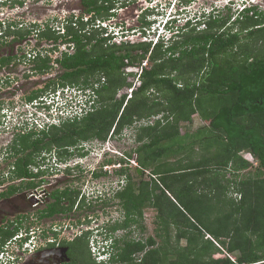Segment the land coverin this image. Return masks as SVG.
<instances>
[{
  "label": "trees",
  "instance_id": "1",
  "mask_svg": "<svg viewBox=\"0 0 264 264\" xmlns=\"http://www.w3.org/2000/svg\"><path fill=\"white\" fill-rule=\"evenodd\" d=\"M99 2L83 0L85 12L65 18L62 35L49 22L43 30L38 24L13 23L0 32L2 45L27 40L31 33L41 40L62 37L63 43L73 44V53L55 60L63 70L60 82L32 92L29 102L51 86L52 91L67 86L92 89L97 98L93 110L80 118L40 134H19L10 146L16 157L13 179L44 175L45 171L33 170L42 154L55 150L61 159L77 153L85 156L80 150L83 143L106 141L112 132L117 137L138 122L158 117L153 124L137 128L139 146L127 153L137 163V177L148 172L150 180L135 181L128 168L119 170L127 175L126 185L114 197L125 219L104 229L108 240L135 225L143 229L144 210L153 208L155 236L117 238L111 241L110 260L97 262L88 232L63 243L68 264H264V11L253 6L233 21L235 14L221 15L218 10L206 21V29L188 23L175 40L152 49L149 43L109 44V38L90 28L96 17L112 15L113 1ZM93 11L88 24L84 16ZM138 50L142 53H135ZM145 59L149 64L143 68L141 85L129 98L127 94L117 98L121 90L133 86L124 69ZM15 60L0 58V69ZM31 62L33 71L53 68L50 56H37ZM195 117L203 124L183 133L182 125L192 124ZM193 153L198 157L193 158ZM243 153L250 154L257 166ZM100 170L96 176L107 174ZM37 186L34 180L24 181L10 186L8 195ZM232 191L239 201L230 197ZM64 196L71 205H51L42 216L71 211L80 192L72 190ZM84 207L86 199L80 209ZM20 229L0 230V237L5 241Z\"/></svg>",
  "mask_w": 264,
  "mask_h": 264
},
{
  "label": "rangeland",
  "instance_id": "2",
  "mask_svg": "<svg viewBox=\"0 0 264 264\" xmlns=\"http://www.w3.org/2000/svg\"><path fill=\"white\" fill-rule=\"evenodd\" d=\"M19 0H0V31H3L8 25L10 24H19V26L22 25H27V27H30L31 25L34 24H45L46 22H49V25H53L52 28H57L61 27L62 24L64 23L65 18H70L71 16L76 18L80 14L84 13L85 10H83L84 5L81 3V0H20L23 2V5H20L18 3ZM120 4L122 3L123 5H126L127 7L125 8L124 11L118 12L116 14V19L121 17L123 20L124 24V29L130 30V34L132 37H130L129 41L125 45H135L138 44L142 41L144 42H149L151 39L154 37H148V33L153 34L155 31L154 29L156 26H154V29L152 31L145 32V34H142L144 31L142 27L145 26V23L148 22H153L154 19H160L161 17L167 18L170 14L178 12L180 13L182 11L183 16L186 14L187 18H190L192 16H197L199 15L200 12L203 13V10L208 9H217L220 10V14L222 15H232L234 13H237V11H240L241 6L243 1L245 0H196L192 3L191 7L187 9L188 5L184 4L182 5L183 7L179 6V1L176 3L175 0H120ZM249 2H255L256 5H258L259 9L261 11H264V0H248ZM176 3V4H175ZM119 4V5H120ZM183 4V3H182ZM147 7H153V9H149V11L145 12L148 13V16H146L144 19H141V17L138 16L140 14L141 9ZM230 7V11L228 10ZM118 8V7H117ZM186 9V13H184V9ZM74 14V15H73ZM235 18V16L232 17V20ZM54 19V20H53ZM187 19L182 18L178 21V24L176 26H182L184 22ZM161 21V20H160ZM152 25V24H151ZM35 26V25H34ZM153 26V25H152ZM151 27V26H150ZM238 27H235V30H237ZM236 32V31H234ZM31 33L29 40L27 42V45L22 46L25 51L28 53H31L32 50H37V48H50L47 45L43 46H37V43L33 36L36 34ZM146 36V39L144 37ZM9 41L11 38L8 39ZM95 43V41H93ZM40 44V43H39ZM63 45V43H61ZM0 47L6 48L5 50L8 51V53L13 54L14 50L7 49L9 47H6V45H2V41L0 40ZM64 46H60V48L63 49ZM72 49V48H71ZM70 49V51H71ZM0 50V51H1ZM42 50V49H39ZM20 53V52H19ZM45 53V52H44ZM135 53L141 54L142 51H136ZM24 56V55H21ZM19 58V56H18ZM26 61L23 60H15L16 66L13 67V71H11L12 77L14 78L12 80V85L10 88L3 86H0V191H2L5 188H9L13 183L12 179V167H13V161L15 160V157L10 151V146L14 143L15 139L17 136L21 133H16L19 130H16V127L13 125V120L14 118L12 116H16L17 119L19 120L20 123H23L24 126L30 128V124L28 121H26V115L28 113L29 108L25 105L26 101L24 100V97L28 95L31 92L36 91L39 87H44L43 85V80L44 78L47 77V75L44 76H33L29 74V68L30 64L25 63ZM143 65L149 64L148 60L145 59L142 63ZM133 69H138V68H133ZM4 71V70H3ZM3 71H0V75ZM141 71V69H140ZM5 73V72H4ZM59 74L58 70H53L50 74H48L49 78L52 76H57ZM127 74L128 77V82H133V86L137 82V77H134L131 74ZM24 75L31 76L32 81L29 82H24L22 79V76ZM36 75V74H35ZM20 79L18 82L16 80ZM26 79V78H25ZM11 81V80H10ZM1 85V84H0ZM53 87V86H52ZM53 88H49L48 92L51 91ZM129 91L128 88H124L119 92V95L117 98H120L121 95L127 94ZM1 92H5L3 94H6L5 99L1 98L3 95H1ZM10 93L15 94V98L12 100V96H10ZM46 94V93H45ZM12 95V94H11ZM127 97L129 98L130 96L127 94ZM3 99V100H2ZM11 99V100H10ZM10 107V108H9ZM14 109V110H9ZM3 112H7L6 115H3ZM13 114V115H12ZM10 117H12L10 119ZM158 118V117H157ZM150 119V120H144L141 122H138L136 125L133 127L126 128L123 131V134L117 137L111 138L109 141L108 147H111L112 150H116L117 154L114 153H108L103 150H100L101 148V142L95 141V143H90L88 144V147L93 145L94 147L96 146V150H93V153H90L89 156L81 158L79 154L77 153L76 155H73L71 157H68L66 159L60 160L58 158V161H63L64 163L58 166H56L53 162L54 160L52 159L51 162L49 163V155L48 154H42L43 157H46L44 163H42L43 170L45 169L46 177H44L45 180H47L48 183H50V176L51 174L54 173H69L68 171H64L66 164V161H74V162H83L84 165L87 163L91 165V167L94 169L96 168L97 171H100L101 165L103 164L106 155H110V158H113L115 161H111L113 163H118L120 160L119 158L120 155H127V153H132L139 145L136 142V130L140 126H146L148 124H153L154 121L157 119ZM12 120V121H11ZM17 121V120H16ZM16 123V122H15ZM203 124L202 120L198 117H195L193 120L192 124H183L182 125V131L185 133V131H196L201 125ZM26 127H22L21 130H26ZM27 131V130H26ZM27 133V132H26ZM40 134V133H37ZM87 147V146H86ZM87 147V148H88ZM93 147V148H94ZM119 155V156H118ZM193 158H197L198 156L193 153ZM244 157H246L248 160L253 161V157H251L250 154L248 153H243L242 154ZM136 156V155H134ZM136 158V157H135ZM72 162H70L72 164ZM132 165V167H131ZM254 166H257L256 161L254 160ZM117 167H110V172L107 173L106 176H101L98 180L96 179H91V176H75L74 173H70L71 175L73 174L72 178L63 180L62 187H68L71 188L72 190H77L81 189L82 187L85 190H89V181L90 185H96L101 183L103 185L102 191L104 187L109 190L107 192L102 193V196L104 198L101 200H92L89 199V197H84L83 200L86 198V207H84L82 210H80V207L83 203V200L81 197H79V200L81 199L82 202L78 200L77 203L74 206V210L76 207H79L77 212L73 215V222L76 224L77 221L80 223H84V221L91 220L88 224L83 225L84 229H88L89 226L95 228H103V234H106L104 231L105 226L107 224L113 225L115 222L118 220L123 221L125 219V214L124 210L122 209V206L120 205V201L114 197L115 192L118 190L123 189V187L126 185V177L127 175H120L119 170L116 171ZM122 168H129V174L134 177V180H145L149 181L150 176L149 173H145L144 176L141 178L137 177V171L135 168V165L132 163H128L127 166L124 165ZM37 170V169H36ZM35 170V171H36ZM41 170V169H40ZM104 171V169H103ZM142 173V172H141ZM140 173V174H141ZM228 178H230V175H228ZM86 183H84L85 180ZM18 184L19 182L16 181ZM19 185V184H18ZM49 187L48 189H51L52 187L50 186H45V188ZM78 191V190H77ZM38 200L42 203V195L41 192L36 196ZM230 197L236 199L235 201H239L240 198L237 193H234L233 191L230 193ZM45 198V197H44ZM47 203V201H46ZM18 204L22 206L24 209V214L28 218H33L32 221L29 223V227L34 226V217L38 216V214L41 211H44L46 208V204L42 205L41 207H34L36 206V200L33 199L32 196L29 194L25 193V195L21 196L19 198V202L14 204L12 202L8 203H1L0 204V224H3L5 222H10V221H16L18 220L19 216L21 214H18V211L21 208H18ZM91 204L90 206H88ZM38 206V205H37ZM90 207L91 209H89ZM21 211V210H20ZM156 210L153 208H146L144 210V219L140 223V225L143 227L141 229L138 225L133 226L130 229L127 230H121L117 231L109 240V244L111 241H115L117 238H123L126 235L129 237H132L133 239H143L146 240L150 236H155V219H156ZM86 220V221H87ZM25 223V221H24ZM43 227L45 229H50L51 228V220H43L42 221ZM27 226V222L24 224V227ZM10 228V227H9ZM42 228V227H41ZM11 229V228H10ZM24 231V229H23ZM131 231L128 235V232ZM75 231L72 232V235L68 234V237L70 240L73 238L75 239L74 235ZM74 236V237H73ZM106 236V235H105ZM210 237V236H208ZM96 238V237H95ZM159 241V239H157ZM183 245L185 244V241L182 243ZM93 243L91 240L90 246L92 248V253L95 251L93 248ZM62 246V245H61ZM57 246L55 249H49V251L45 250V252L42 255V258L39 262L31 261V264H68L70 263V259L67 257V248ZM235 256V255H233ZM93 258L96 259L97 262H101L100 260H97L95 254L93 253ZM236 259V258H234Z\"/></svg>",
  "mask_w": 264,
  "mask_h": 264
},
{
  "label": "clouds",
  "instance_id": "3",
  "mask_svg": "<svg viewBox=\"0 0 264 264\" xmlns=\"http://www.w3.org/2000/svg\"><path fill=\"white\" fill-rule=\"evenodd\" d=\"M253 6L258 7V5H256L255 2H249L248 0L243 1L240 11H237V13H234L235 18L239 15V13H243L248 8H251ZM180 7H183V6L181 5ZM183 9H184V13H186L185 12L186 9L185 8ZM216 11L218 10L215 8L212 10L205 9L203 10V13L200 12L199 15L197 14V16H195L196 15L195 14L194 16L190 18H187L186 14H184L183 16L182 11L180 13L178 12L172 13L166 19L163 18L164 15L160 19L155 18L153 22L146 23L145 26L142 27L144 31L142 34H145V32L152 31L154 29V26H156L153 34L148 33L149 34L148 37H154V38L151 39L149 42L142 41L140 43H149L151 44L152 49L155 47V45L159 44L162 41L165 43H168L171 40H175L176 37L179 34H181L182 29L185 28L188 23L192 25L199 24V30L206 29L205 27L206 21ZM118 12H119V8H116L115 10L112 11V15L109 18L101 19V18L96 17L95 22L91 23L92 25L90 28H95L97 32H100L103 37L109 38V44L124 45V44H127L129 40L123 41L122 43H117V39H119L120 37L123 38L125 36H131V34L129 33L130 32L129 29L128 30L124 29L123 22H118V20L116 19V14H118ZM93 18H94V15L84 16V20L88 24ZM182 18H185L187 20L184 22L182 26H176L178 24V21ZM235 18L233 19V21L235 20ZM69 46L72 47L73 44H70ZM147 65H143V64L128 65L124 69L126 73H128L127 70L129 68H138L139 70L141 69L140 72L132 71L128 73V74L133 75L134 77H137V82L135 83L134 86L126 87V88H134L133 91H135L141 85L140 76L143 72V68L147 67ZM131 83L133 84V82ZM98 86L99 85H95V88H98ZM96 99H97L96 95L94 94V91L92 89H83L78 86H67L64 88H61V87L56 88V90L54 91L51 90L50 92L43 94L41 97L37 98L36 100H33L32 102H29L27 100V97H24V100L26 101L25 105L29 108L28 113L26 115V121L29 122L30 128L24 126L23 123H20L16 116L15 117L12 116L14 118L13 125L14 127L18 126L16 127V130H19L20 128V131L19 132L17 131L16 133L24 134L26 132L29 133L32 131L41 133L44 130L50 129V127L52 126L60 125L63 121H66L68 119H74L78 117L80 118L84 116L89 111L93 110L94 108L93 104H95ZM10 110H14V109H10ZM6 113L7 112H3V115H6ZM12 117H10V119ZM22 127H26L27 131L21 130ZM111 138H113V132L111 133V135L106 141H101L102 144H101L100 150H103L108 153L117 154L116 150H112L111 147H108L109 141L111 140ZM48 155L50 157L49 159V163H50L53 158L51 157L52 156L51 154H48ZM120 157H121L119 158L120 160L124 159L128 161L127 155H122V156L120 155ZM110 160H114V159L110 158V155L107 154L103 164L101 165V168L104 169L105 165H108L109 164L108 162ZM44 161H42V163H44ZM249 161H252V160H249ZM252 162L254 163V159ZM53 163L55 164V162ZM41 164L39 166L33 167V170L36 174L40 173L41 171H45V169L43 170V167ZM111 164L116 165L117 163H111ZM122 164L123 162L120 161L121 166L119 165L117 166L118 170L122 169V166H123ZM12 170H13V167H12ZM105 170L108 171L107 169ZM14 179L16 180V178ZM86 191L82 195V199L86 196L92 200H99V199L102 200L105 196V195L102 196V193L104 194V192H107V191H98V190L88 191V192ZM86 220L84 221V223L73 225L72 232L75 231L74 233V235L76 236L75 239L79 236L84 235L85 233L90 232L91 233L90 239L92 240V243H93L92 246L95 249L93 253L95 254L97 260H100L101 262H108L111 257V248H110L111 246L110 245L112 242L109 244V240L105 236L106 234H103V228L99 229L97 227L93 228L89 226L88 229H84L83 225L91 222V220H87V221ZM20 228H21L20 231L16 233L13 237L5 241L2 240L0 242V264H4L5 262L7 264H25L30 260L33 254H35L42 248L46 247V244H48L49 242H52V243L53 241L56 242L57 239H58L57 240L58 242H61V241L65 242L67 240L65 239V236H62V237L60 236V232L57 231L58 227L55 229H52L56 233L53 237H45V238H43L42 232L39 233V231H37V229L34 226L29 227L28 223H27V226L24 227V225H22V227ZM72 240H74V238ZM91 252H92V248H91ZM12 257H14L15 259H12Z\"/></svg>",
  "mask_w": 264,
  "mask_h": 264
},
{
  "label": "flooded vegetation",
  "instance_id": "4",
  "mask_svg": "<svg viewBox=\"0 0 264 264\" xmlns=\"http://www.w3.org/2000/svg\"><path fill=\"white\" fill-rule=\"evenodd\" d=\"M112 1L114 3V7H113L112 11L115 10L117 7L119 8L120 11H124L125 8L127 7L126 5H123L122 3L120 4V2H121L120 0H112ZM123 1L124 0H122V2ZM176 1L177 2L179 1L178 2L179 3V6L184 5V4L188 5L187 9H189V7H191L192 3L194 1H196V0H175V2ZM81 3H83V0H81ZM99 4H103V0H100ZM149 9H153V7H147V8L145 7L144 9H141V12H140V14H138V16L141 17V19H144L146 16H148V13L145 14V12L149 11ZM83 10H86V7H84ZM95 13L96 12L93 11V12H91L88 15L89 16H92V15L95 16ZM118 22H123V20L121 19V17L118 18ZM46 23L45 24L38 23V25L40 26V29L41 30H43V28L45 27ZM64 23H65V20H64ZM146 23H148V22H146ZM50 26H51V28L53 27V25H50ZM61 27H57V28L55 27L54 30L57 31L58 34H61L62 35V33H61ZM56 36H58V35L56 34ZM33 38L35 39L38 47L39 46L41 47L43 45H47L50 48H45V47L37 48V50H32L31 53H28L27 54V51H25L23 49V47H22L24 45H27V42L30 41L29 39H27V40L15 42L12 45H6V47H9L7 49H10L11 48L12 50H14L13 54L8 53V51L5 50L6 48H3V50H1L2 48L0 47V50H1L0 51V58L15 57L16 60L20 59V60L26 61L25 63L30 64L29 74L30 75H33L34 77L37 76V75H39V77L40 76L47 75V77L44 78V80L42 81L44 87H39L37 89V90H40V89L47 88L48 85H53V84H57V83L60 82L59 77L63 74V70L61 69L60 64H58L57 61L55 62V60H57L60 57H62L65 53H69V54L73 53L74 47H73V49H71V47L69 46L68 43H63L62 40H61L62 37H60L57 41H55V40H49V41H47L45 39L41 40V38L39 37V34H37V35L33 36ZM61 43H63V45H61ZM22 44H24V45H22ZM60 46H64L63 49L60 48ZM39 49H42V50H39ZM70 49H71V51H70ZM21 55H24V56H21ZM26 55H27V57H26ZM18 56H19V58H18ZM37 56H40V57L50 56L53 59V62H51V65L53 66V68L51 69L50 72H41L39 70H34L33 71L31 69L32 68V64H31L32 62L31 61H32V59H34ZM14 63H15V61L12 64H10V65L2 66V69H0V71H3L4 70L1 73V75H0V84H1L0 86H3L4 85L5 87L10 88V86L12 85V80L14 78H11L12 77L11 71H13L14 70L13 67L16 66V64H14ZM54 69L55 70H58L59 74L57 76H52V77L49 78L48 74H50ZM22 79H23V81L25 80L24 81L25 83L26 82H29V81H32V80H29V79H31V76H28V75H26V76L24 75V77L22 76ZM19 80L20 79L18 78V80H16V82H18ZM2 83H3V85H2ZM50 88H52V86ZM3 93H5V92H1V95H3V97H1V98L5 99L6 94H3ZM31 94H32V92L29 93L28 95H26L25 97L28 98ZM10 96L13 97L12 98V100H13L15 98L14 96H16V95L13 94V93H10ZM0 108H2V107H0ZM113 137H115V136H113ZM95 141H98L99 142L100 140L95 139L94 141L93 140L92 141H88V142H85V143H83L81 145V147H80V148H82V149H80L81 152L86 153L85 156H80L81 158L86 157V156H89V154L91 152H93V150H96V146L94 148H93L92 145L88 147V144L95 143ZM51 155H52L51 157L53 158L56 166L60 165V163L61 164L64 163L63 161H61V162L58 161V158L60 160H63V159L60 158V156L58 154V151H55L54 150L51 153ZM42 158H43V156H41L39 158V160H38V164L39 165L42 163ZM127 160L128 161L126 163H124L125 166H127L128 163H132L133 165H135V168L137 167V165H136L137 163L135 162V160H131L129 157L127 158ZM15 161H16V157H15V160H14L13 163H15ZM70 162H72V161H66L65 162L66 167L64 168L65 169L64 171H68V172H69V169H71L70 172L69 173L62 172V173H54V174H51V176H50V183H48L47 180L44 179V177H46L45 176L46 174L40 175L38 177L36 176L34 178H31V179H24V178L16 179V180L13 179V182L12 183L15 184V185H18V184L19 185H22V184H24V181L34 180L36 182V184H38V186L36 188H28V189H22V190L21 189H18V191L14 192L12 195H8V192H10V189L9 188H5L2 191H0V204L1 203H4V202L5 203H8L9 201L12 202V203H14V204H16V203L19 202V198L22 195L24 196L25 193H27L30 196H32L34 200L36 199V206H34V207H41L42 205H45L46 204V208L44 209V210H46L51 205H54V204H57V203H59L61 205H64V206H69V205H71V202H70V200H68L64 196V194L66 192H71L72 189L69 188V186L68 187H62V185H64L62 182H63V180L68 179V177L69 178H72L73 174L71 175L70 174L71 172L74 173L75 176H79V175H81V176L82 175L83 176H89V174H90L91 179L94 178L96 180H98L101 176H106L107 175V174H105V175H98V176H96V173L95 172H99V171H97L96 168L93 169L91 167V165L88 164V163L86 165H83V163H81V162H74L73 161L72 164ZM79 163H81V164H79ZM118 165L121 166L120 165V161H118V163L116 165L111 164V163H109L108 165H105V167H104V173H109L111 166L112 167H115V166L117 167ZM131 167H132V165H131ZM105 169H107L108 171H106ZM115 170L118 171V167ZM12 178H13V175H12ZM88 180L86 179L84 181V183H86V181H88ZM16 181H18L19 183L17 184ZM90 181L88 183L89 184L88 187H90L89 190L86 191L83 187L81 189H77L78 192H80V197H82V195L84 194L85 191L86 192H88V191H95V190L102 191V188L101 187H103L104 184L102 185L101 183H99V184H96V185H93V184L90 185L91 184ZM45 186H50L52 188L51 189H48L49 187L45 188ZM109 190H107L105 187L103 189V191H109ZM39 192H41V195L43 197L42 198V200H43L42 203L36 197L39 194ZM86 195H87V193H86ZM58 197H60V198H58ZM60 199H61V202H59ZM46 201H47V203H46ZM17 207L18 208H21L20 209L21 211L20 210L18 211V214H20V212H21V214L18 215L19 216L18 220H16V221H10V222L7 221V222H5L3 224H0V230L4 231V230L8 229L9 227L12 228V229L13 228H16V227H22V225H24L26 222L29 224L32 221L33 218H28L24 214L25 212H24V209L22 208V206H20L18 204ZM77 210H78V207H76L75 210L72 209L71 211H69L67 213H64V214L63 213H54V215H52V216H42L41 213L43 211H41L38 214V216H35L34 217V227L37 229V231H39V233L42 232L43 238H45V237H53L56 233L52 229H55V228L58 227V230L57 231L60 232V236L61 237L62 236H65V239H67L66 242L69 243V242H71L73 240H70L69 239L68 234L72 235V228H73V225L75 224L73 222V215L72 214H75L77 212ZM24 220H25V223H24ZM43 220H51V224H50L51 225V228H50V230L49 229H45L43 227V225H44V224H42V221ZM79 223H80L79 221L76 222V224H79ZM57 240H56V242L53 241V243L52 242H49L48 244H46V247L42 248L41 250H39L38 252H36L35 254H33V256L30 258V260L27 263H25V264H31V261L39 262L41 260V258H42L43 253L45 252V250L46 251L47 250L49 251V249H55L57 246H61V245H62L61 247H64V248L66 247L67 248V246H64L63 245L64 241H61L60 240L61 242H58ZM1 241H2V238L0 237V242Z\"/></svg>",
  "mask_w": 264,
  "mask_h": 264
},
{
  "label": "built area",
  "instance_id": "5",
  "mask_svg": "<svg viewBox=\"0 0 264 264\" xmlns=\"http://www.w3.org/2000/svg\"><path fill=\"white\" fill-rule=\"evenodd\" d=\"M64 32H65V31L61 29V33H64ZM130 37H132V36H125V37H123V38L120 37L119 39H117V43H122L123 41L129 40ZM144 39H146V37H145ZM71 48L73 49V46H72ZM132 71L140 72L139 69H133V68H129V69L127 70L128 73H130V72H132ZM128 89H129V91H128L127 94H128L129 96H131V95H132V92H133V90H134V88H128ZM121 96H122V95H121ZM12 259H15V258L12 257ZM4 264H7V263L5 262Z\"/></svg>",
  "mask_w": 264,
  "mask_h": 264
},
{
  "label": "water",
  "instance_id": "6",
  "mask_svg": "<svg viewBox=\"0 0 264 264\" xmlns=\"http://www.w3.org/2000/svg\"><path fill=\"white\" fill-rule=\"evenodd\" d=\"M141 170H142V169L140 168V169H139V172H140V173H141Z\"/></svg>",
  "mask_w": 264,
  "mask_h": 264
}]
</instances>
